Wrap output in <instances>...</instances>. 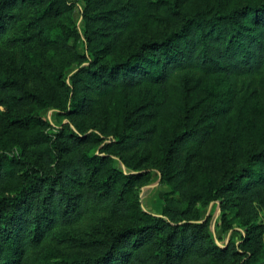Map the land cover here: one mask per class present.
<instances>
[{
	"label": "trees",
	"instance_id": "16d2710c",
	"mask_svg": "<svg viewBox=\"0 0 264 264\" xmlns=\"http://www.w3.org/2000/svg\"><path fill=\"white\" fill-rule=\"evenodd\" d=\"M83 1L87 57L66 44V34L52 39L57 27L66 28L62 19L72 2L0 0V264H264L256 239L261 228L248 219L239 244L221 247L188 218L201 198L189 185L193 172L207 182V199H224L243 217L253 203H264L262 124L260 145L234 135L223 146L214 130L228 105L209 106L196 119L197 108L189 105L197 73L229 81L231 96L245 87L263 91L264 0H227L225 11L210 5L190 11L187 0ZM164 22L169 30L153 29ZM25 47L32 60L23 55ZM19 56L42 87L14 75ZM52 59L63 68L78 66L69 83ZM38 64L54 84L41 82ZM117 91L154 92L149 111L125 107L118 140L110 144L121 153L140 148L145 161L158 147L157 169L178 194L163 199L160 217L133 200L138 176H123L105 157H88L82 152L87 138L79 133L49 134L37 113L19 110L49 106L55 97L70 116L89 118L99 100ZM161 120L170 129L163 135L156 132Z\"/></svg>",
	"mask_w": 264,
	"mask_h": 264
},
{
	"label": "rangeland",
	"instance_id": "374dc122",
	"mask_svg": "<svg viewBox=\"0 0 264 264\" xmlns=\"http://www.w3.org/2000/svg\"><path fill=\"white\" fill-rule=\"evenodd\" d=\"M68 1L72 2L73 6L70 11L64 14L62 19L66 28L61 31L60 28L57 27L52 34V39L59 36L65 38L66 34V44L75 47L78 54H83L87 57L88 54L84 50L85 24L81 15L84 1ZM242 1L257 4L260 3L261 0ZM222 3L227 7V0H187L188 10L190 11L204 9L207 5L221 7V10L225 11L226 7L221 5ZM188 10L185 11L189 12ZM164 23L165 25L161 23L153 27V29L157 32L169 30L170 23ZM68 31L72 32L68 34ZM27 53V59L32 60L33 53L30 51V47L24 48L23 55ZM51 61L55 62L53 64L57 66L60 72L62 71L65 83H69V77L76 72L78 66L72 64L63 68L62 64L57 60L52 59ZM24 62L25 60L22 59V56H19L15 60L16 73H14V75H17L18 78L27 79L28 86L32 87V85H36L38 88L42 87L43 84L40 83L38 79H34L30 76ZM83 65L84 64H82V66ZM38 67L41 68V79L44 78L41 82L46 83L48 86L54 84L53 74L47 71L46 67L41 64H38ZM262 84L263 91L260 89L255 90L254 87H245L237 95L231 96L232 85L223 77L195 74L191 81L192 91L189 99V105L194 104L197 108L194 119H196V115L199 112L203 113L209 106L214 109L222 105H228L229 110L224 116L225 119L222 121L223 123L221 122L222 125L220 124L221 126L215 127L214 130L216 136L223 135L222 145L227 146L231 137L234 135H239L241 141L248 143L247 145H260L263 139L257 132L259 129L257 125L262 124L261 128L264 130V120L262 117V112L264 110V81ZM70 95L71 93L68 95V98ZM68 98L66 97V104ZM48 99V104L51 103L49 106L44 107L43 104H24L19 110L21 112L29 111L37 113L44 122L49 124V128L46 130L49 134H54L60 129H63L65 133H73L76 135L79 133L82 137L87 138V142L83 145L84 150H82V152L88 157H105L107 159V165L118 170L123 176H138L139 180H137L132 189V198L138 201L139 209L142 212L160 217L162 215L163 199L166 196L178 198V194L172 190L171 186L157 169V164L160 163V158L156 155L158 147H152L155 154L149 156L148 160L145 161L147 154H145V151L142 152L140 148H134L128 153H121L116 151L110 144V141L113 142L117 139V131L121 132L125 107L127 106V108L131 110L135 109L136 112L139 109L142 110L141 112L149 111L150 108L146 106V103L154 99V92L125 95L121 91H117L111 96L99 100L95 105V110L89 118H84V116L81 115L70 116L67 114V109L63 110V106L59 100L57 101L55 97ZM162 120L159 123L157 121L156 132L163 135L170 129L168 128V122ZM78 125H81V129L77 128ZM179 126L180 124L177 120L174 123L173 129ZM235 129L237 130L232 132ZM16 142V139H12L13 145H15ZM1 147L5 148V146L0 143V154L3 153ZM200 158L205 159L204 157H199V160L202 162L203 160ZM141 160L145 162L140 164L139 162ZM212 171L215 172L216 169ZM189 185L194 186L195 190L201 195V198L197 200L189 214L188 218L190 223L202 224L203 228L208 230L215 244L223 247L232 242L236 245L239 244L241 237L245 234L247 229L244 218L248 219L250 221L249 226H258L261 228L258 231L259 237L256 239L262 247L260 253L264 256V203H253L251 209L253 212L249 216L243 217L237 206H232L230 203L224 202V199H207L206 197L209 190L207 188V182L197 177L194 172L190 175ZM183 222L184 221H182V223ZM77 254L78 253L75 252V256ZM71 256V254H69V256L68 254L66 255V257ZM49 257V254L45 255L46 259Z\"/></svg>",
	"mask_w": 264,
	"mask_h": 264
}]
</instances>
